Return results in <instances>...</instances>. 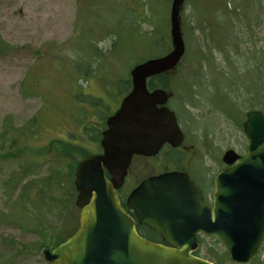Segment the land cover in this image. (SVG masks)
Listing matches in <instances>:
<instances>
[{
	"label": "rangeland",
	"instance_id": "obj_1",
	"mask_svg": "<svg viewBox=\"0 0 264 264\" xmlns=\"http://www.w3.org/2000/svg\"><path fill=\"white\" fill-rule=\"evenodd\" d=\"M171 1L0 0V264H48L41 235L77 228L75 169L101 153L97 135L130 69L170 51ZM180 23L185 56L166 76V107L213 192L224 153L246 152V113L264 115V0H185ZM54 141L83 151L65 157ZM171 156L187 168L183 153ZM157 162L135 160V179ZM202 240L199 256L233 264ZM248 264H264V241Z\"/></svg>",
	"mask_w": 264,
	"mask_h": 264
},
{
	"label": "water",
	"instance_id": "obj_2",
	"mask_svg": "<svg viewBox=\"0 0 264 264\" xmlns=\"http://www.w3.org/2000/svg\"><path fill=\"white\" fill-rule=\"evenodd\" d=\"M185 0H172L169 11L171 50L129 71L130 92L106 120L102 154L80 161L76 168L75 206L78 227L43 256L50 264H212L195 256L198 235L213 238L233 264L252 261L264 240V115L246 114L243 132L248 148L241 159L228 150L227 168L214 180L212 206L202 202L195 184L182 173H165L143 181L128 197L126 209L116 190L133 156L154 157L164 144L178 147L183 134L166 104L164 89H148V81L176 68L185 53L180 11ZM104 172L110 176L108 181ZM136 225L157 233L154 243L141 237Z\"/></svg>",
	"mask_w": 264,
	"mask_h": 264
},
{
	"label": "flooded vegetation",
	"instance_id": "obj_3",
	"mask_svg": "<svg viewBox=\"0 0 264 264\" xmlns=\"http://www.w3.org/2000/svg\"><path fill=\"white\" fill-rule=\"evenodd\" d=\"M193 149L192 145L188 142L187 140V146H186V137L184 135V141L183 144L178 147V148H172L169 145H164L158 155L154 158L158 159L157 164L154 166V171L151 173L148 177L142 179V180H136L134 175H133V166L135 160L138 159H154V158H143V157H137L134 156L131 160V163L129 165V168L127 170L126 177L124 178L123 184L120 189H118L117 195L121 201V204L124 208H126V201L129 195L135 188L144 180L149 179L154 176H159L164 173H169V172H179V173H185L187 177L194 182V184L199 188V191L201 193L202 201L206 205L211 204V199H212V194L213 192L210 191L209 186L211 185V181L208 178V176H204L202 169L203 166H194L192 162V152L191 150ZM101 150V149H100ZM174 153L177 155L178 153H183L185 157H187V168L186 166L184 167H179L176 165L170 164V161H175V157H172L171 154ZM101 154V153H100ZM167 156L168 159L167 161L164 162V157ZM163 157V158H162ZM105 177L107 180H110V177L105 174ZM215 178V177H214ZM212 186L214 187V180H212ZM129 214H131L128 211ZM157 240H161L160 236H157Z\"/></svg>",
	"mask_w": 264,
	"mask_h": 264
},
{
	"label": "trees",
	"instance_id": "obj_4",
	"mask_svg": "<svg viewBox=\"0 0 264 264\" xmlns=\"http://www.w3.org/2000/svg\"><path fill=\"white\" fill-rule=\"evenodd\" d=\"M124 83V82H123ZM125 84V87L126 89H128V82L124 83ZM148 88L150 90H153V89H157V88H161V89H168L169 88V84H168V81L166 80V75H160V76H157L155 78H152L149 82V85H148ZM126 89H124V91H126ZM124 91H123V94H124ZM128 91V90H127ZM259 104V103H258ZM100 137V132L98 133L97 135V140L99 139ZM55 143V149L59 151L65 156V157H71L73 156V154L75 152H77L79 149H81L83 151V148L80 147V145H72V147H68L69 145L71 144H66V143H61L59 145V141H54ZM57 145L58 146V149H57ZM71 150V151H69ZM81 154V153H80ZM81 157L84 158V154L81 155ZM139 232H140V235L150 241H156V234L149 231L148 229L142 227V229L138 228ZM41 237L44 239V243H45V248L46 249H50L56 245H58L59 243L63 242L65 239H62V240H58V238L56 237H53L52 235L48 234V233H45L43 236L41 235ZM203 240H200V245L202 244ZM200 248L195 252V255H200ZM226 257V258H225ZM227 259V255L224 253V256H223V259ZM214 261H215V264H224V261L223 260H220L219 258L214 257Z\"/></svg>",
	"mask_w": 264,
	"mask_h": 264
}]
</instances>
